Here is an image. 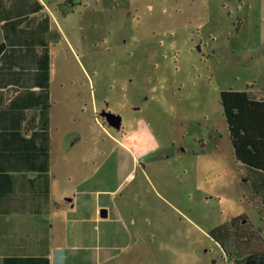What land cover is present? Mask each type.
Listing matches in <instances>:
<instances>
[{
    "label": "rangeland",
    "instance_id": "374dc122",
    "mask_svg": "<svg viewBox=\"0 0 264 264\" xmlns=\"http://www.w3.org/2000/svg\"><path fill=\"white\" fill-rule=\"evenodd\" d=\"M42 1L53 16L54 110L87 142L56 155V199L74 194L88 152L111 148L108 131L126 134L164 154L156 168L167 174L165 186L146 192L144 223L117 234L125 248H142L145 261L225 264L209 233L239 216L264 238V215L244 199L221 106L227 90L264 97V0ZM103 229L114 242V224Z\"/></svg>",
    "mask_w": 264,
    "mask_h": 264
},
{
    "label": "crops",
    "instance_id": "0c3cea01",
    "mask_svg": "<svg viewBox=\"0 0 264 264\" xmlns=\"http://www.w3.org/2000/svg\"><path fill=\"white\" fill-rule=\"evenodd\" d=\"M52 35L53 16L42 0H0V264H123V255L130 264H167L145 261L142 248L127 249L117 236L144 223L146 192L165 186L167 173L156 168L165 156L147 142L108 131L111 148L97 152L93 133L97 149L87 153L74 194L56 199V155L87 142L80 131H66L67 116L54 110ZM113 224L111 242L103 226Z\"/></svg>",
    "mask_w": 264,
    "mask_h": 264
},
{
    "label": "trees",
    "instance_id": "16d2710c",
    "mask_svg": "<svg viewBox=\"0 0 264 264\" xmlns=\"http://www.w3.org/2000/svg\"><path fill=\"white\" fill-rule=\"evenodd\" d=\"M3 48L0 44V52ZM221 106L233 157L239 165L244 199L264 215V97H255L249 89L227 90L221 93ZM48 116L49 112H45L42 118L48 122ZM209 236L221 248L225 264H240L252 257L264 264V238L247 216L236 217L212 229Z\"/></svg>",
    "mask_w": 264,
    "mask_h": 264
},
{
    "label": "water",
    "instance_id": "95a60500",
    "mask_svg": "<svg viewBox=\"0 0 264 264\" xmlns=\"http://www.w3.org/2000/svg\"><path fill=\"white\" fill-rule=\"evenodd\" d=\"M101 216H102L103 218H105V217L108 216V211H107V209H102V210H101Z\"/></svg>",
    "mask_w": 264,
    "mask_h": 264
},
{
    "label": "flooded vegetation",
    "instance_id": "af4514ba",
    "mask_svg": "<svg viewBox=\"0 0 264 264\" xmlns=\"http://www.w3.org/2000/svg\"><path fill=\"white\" fill-rule=\"evenodd\" d=\"M105 124V123H104ZM105 125H107V124H105ZM122 127V126H121ZM132 178L134 177V176H131Z\"/></svg>",
    "mask_w": 264,
    "mask_h": 264
}]
</instances>
